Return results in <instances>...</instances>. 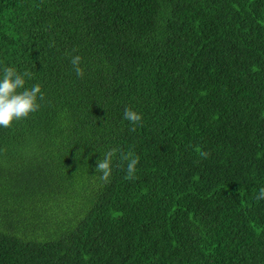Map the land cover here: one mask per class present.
<instances>
[{
  "label": "trees",
  "instance_id": "16d2710c",
  "mask_svg": "<svg viewBox=\"0 0 264 264\" xmlns=\"http://www.w3.org/2000/svg\"><path fill=\"white\" fill-rule=\"evenodd\" d=\"M6 66L0 264H264V0H0Z\"/></svg>",
  "mask_w": 264,
  "mask_h": 264
},
{
  "label": "clouds",
  "instance_id": "9594fccd",
  "mask_svg": "<svg viewBox=\"0 0 264 264\" xmlns=\"http://www.w3.org/2000/svg\"><path fill=\"white\" fill-rule=\"evenodd\" d=\"M71 64L76 75L83 77L82 57L80 55L72 56ZM32 75L31 71H20L15 66L0 68V127H11L15 122L35 113L41 107L40 100L44 95L42 85L35 83L30 87L27 86ZM124 119L132 124H139L143 119V114L133 108H127L124 112ZM117 153L118 149H110L102 153V156L97 160L96 171L100 174L102 180L107 181L110 178L113 157ZM123 159L128 161L126 178H134L138 158L129 153ZM257 199L264 200V187L260 188Z\"/></svg>",
  "mask_w": 264,
  "mask_h": 264
}]
</instances>
